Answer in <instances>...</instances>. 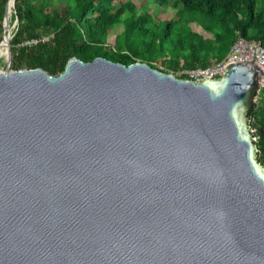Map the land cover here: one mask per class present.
<instances>
[{
	"label": "water",
	"instance_id": "1",
	"mask_svg": "<svg viewBox=\"0 0 264 264\" xmlns=\"http://www.w3.org/2000/svg\"><path fill=\"white\" fill-rule=\"evenodd\" d=\"M0 68V264H264L255 60ZM15 12V9H14ZM10 29V30H9ZM264 131V129H263Z\"/></svg>",
	"mask_w": 264,
	"mask_h": 264
},
{
	"label": "trees",
	"instance_id": "2",
	"mask_svg": "<svg viewBox=\"0 0 264 264\" xmlns=\"http://www.w3.org/2000/svg\"><path fill=\"white\" fill-rule=\"evenodd\" d=\"M8 1L0 0V42ZM153 1L172 6L175 15L160 18L134 0H15V12L10 3L6 21L8 27L18 19L11 66H41L57 74L75 54L83 60L105 56L125 64L142 60L178 75L183 68L223 59L238 37L264 45V0ZM194 21L210 35L197 31ZM117 24L123 27L118 33ZM32 38L38 41L22 45ZM249 117L264 165V87Z\"/></svg>",
	"mask_w": 264,
	"mask_h": 264
},
{
	"label": "built area",
	"instance_id": "3",
	"mask_svg": "<svg viewBox=\"0 0 264 264\" xmlns=\"http://www.w3.org/2000/svg\"><path fill=\"white\" fill-rule=\"evenodd\" d=\"M44 40L49 36H43ZM38 41L37 38L25 40L23 44H33ZM241 60H255L264 69V45L255 39L238 37L228 54L221 60L208 66L188 67L179 71L178 76L192 80H201L205 77H219L225 71L228 63Z\"/></svg>",
	"mask_w": 264,
	"mask_h": 264
},
{
	"label": "rangeland",
	"instance_id": "4",
	"mask_svg": "<svg viewBox=\"0 0 264 264\" xmlns=\"http://www.w3.org/2000/svg\"><path fill=\"white\" fill-rule=\"evenodd\" d=\"M139 6H146L148 9H150L151 12L156 13L158 17L162 18L164 16H174L176 13V9L173 8L172 6H160L158 4H156L153 0H134ZM13 23H14V18L13 21L11 22V26L10 29H12L13 27ZM193 27L199 31L204 33L205 35H210V33L206 32L202 26L199 24V22L194 21L192 22ZM123 29L121 24H117L115 27V32H121ZM15 30V29H13ZM2 57H0V68L1 69H5L8 67L9 65V60L8 58V47H6L5 50L2 51L1 55ZM13 61V58H12ZM12 61L10 63V66L12 65ZM159 62V61H158Z\"/></svg>",
	"mask_w": 264,
	"mask_h": 264
},
{
	"label": "bare ground",
	"instance_id": "5",
	"mask_svg": "<svg viewBox=\"0 0 264 264\" xmlns=\"http://www.w3.org/2000/svg\"><path fill=\"white\" fill-rule=\"evenodd\" d=\"M10 9V8H9ZM7 46V36H6V39L3 41V44L1 45V48H0V55L2 53L3 50L6 49Z\"/></svg>",
	"mask_w": 264,
	"mask_h": 264
}]
</instances>
